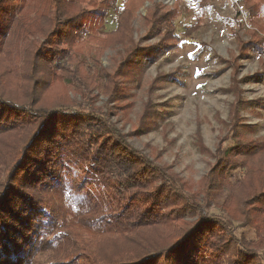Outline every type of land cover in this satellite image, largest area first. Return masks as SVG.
<instances>
[{"label":"rangeland","instance_id":"374dc122","mask_svg":"<svg viewBox=\"0 0 264 264\" xmlns=\"http://www.w3.org/2000/svg\"><path fill=\"white\" fill-rule=\"evenodd\" d=\"M207 1L201 12L200 0H118L107 11L102 29L82 37V64L69 63L63 78L48 80L39 63L38 105L68 107L59 114L74 123L72 131L52 137L50 176L60 173L65 178L64 166L91 178L94 174L82 172L73 159L84 158L88 170L101 146L126 142L150 160L147 167L162 169L158 180L150 178L143 190L158 187L164 175L170 177L171 183L161 181L167 199L158 204L161 210L177 211L180 218L174 223L198 217L190 196L208 216L221 213L219 208L233 211L242 222L241 212L253 215L249 200L237 202L236 195L246 193L248 186L236 181L247 180L253 172L254 183L260 178L264 184V152L249 158L233 155L231 149L250 145L253 153L254 146L264 144V0ZM79 3L92 13L104 7L101 0ZM126 8L133 11L122 18L126 32L105 34ZM155 11L160 17L152 25L150 14ZM61 150L72 152L66 156L70 165L65 158L57 159ZM54 163L63 166L56 171ZM4 175L2 171L0 177ZM105 175L109 185L116 180L111 173ZM39 194L48 199L49 194ZM63 207L72 208L66 202ZM221 217L230 220L224 213ZM45 247L33 252L28 264L81 261L59 254L55 246Z\"/></svg>","mask_w":264,"mask_h":264},{"label":"trees","instance_id":"16d2710c","mask_svg":"<svg viewBox=\"0 0 264 264\" xmlns=\"http://www.w3.org/2000/svg\"><path fill=\"white\" fill-rule=\"evenodd\" d=\"M117 1L101 0L103 9L92 13L79 0H0V173L5 174L0 177V264H28L27 258L47 244L81 260L71 264H264V184L260 178L254 183L253 172L247 180L235 179L238 186H248L246 193L236 195L237 202L253 204V215L241 212L246 222L221 208L229 221L217 212L208 216L190 196L199 215L194 222L178 224L177 211L161 210L158 204L167 199L161 181L171 183L170 177L164 175L158 187L143 190L150 178L158 180L162 169L147 167L150 160L126 142L101 146L88 170L84 158L73 159L82 172L94 174L91 178L72 174L63 163L54 164L56 171L63 166L65 178L49 175L52 137L72 131L74 123L59 114L68 107L38 105L39 63L48 80L63 78L69 63L82 64V37L102 29ZM204 1L198 4L201 12ZM128 9L105 34L126 32L122 18L131 13ZM150 15L153 25L160 15ZM246 146L232 147L233 155L253 158L264 152V144L254 146L253 153ZM63 151H57V159L70 165L66 156L72 152ZM109 173L116 177L110 185L105 180ZM40 192L49 194L48 199ZM181 200L187 206L186 197ZM63 202L72 208L66 210ZM172 218L174 225L168 226Z\"/></svg>","mask_w":264,"mask_h":264},{"label":"snow or ice","instance_id":"6c2138e0","mask_svg":"<svg viewBox=\"0 0 264 264\" xmlns=\"http://www.w3.org/2000/svg\"><path fill=\"white\" fill-rule=\"evenodd\" d=\"M192 54L190 53V56H191ZM197 74H199V71L197 72Z\"/></svg>","mask_w":264,"mask_h":264}]
</instances>
